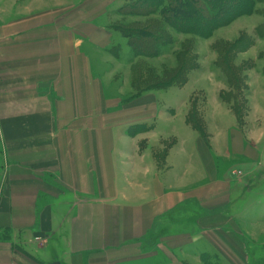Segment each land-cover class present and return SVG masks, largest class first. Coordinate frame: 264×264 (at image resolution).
I'll return each instance as SVG.
<instances>
[{
    "label": "crops",
    "instance_id": "obj_1",
    "mask_svg": "<svg viewBox=\"0 0 264 264\" xmlns=\"http://www.w3.org/2000/svg\"><path fill=\"white\" fill-rule=\"evenodd\" d=\"M132 1L0 0V264H248L261 143L115 86Z\"/></svg>",
    "mask_w": 264,
    "mask_h": 264
},
{
    "label": "rangeland",
    "instance_id": "obj_2",
    "mask_svg": "<svg viewBox=\"0 0 264 264\" xmlns=\"http://www.w3.org/2000/svg\"><path fill=\"white\" fill-rule=\"evenodd\" d=\"M258 1L253 13L226 22L208 36L180 33L168 27L166 31L174 41L158 57L133 59L127 38L116 31L112 52L115 86H126L128 95L174 86L167 92L166 101L172 106L175 100L184 101L183 106L187 102V118L193 127L206 132L220 118H228L234 123L231 127L238 126L260 142V151L264 153V0ZM228 5L226 2L224 11H235L236 6L231 9ZM131 10L127 8L125 16L115 13L111 23L127 30L155 24L154 16L130 15ZM158 94L163 96L165 92ZM175 94L180 97L175 98ZM262 172L259 170L254 177V197L264 189ZM238 174L242 175L241 171ZM262 214L254 209L244 216L248 223L263 222L260 227L239 224L256 242L250 244L246 237L248 264H264Z\"/></svg>",
    "mask_w": 264,
    "mask_h": 264
},
{
    "label": "trees",
    "instance_id": "obj_3",
    "mask_svg": "<svg viewBox=\"0 0 264 264\" xmlns=\"http://www.w3.org/2000/svg\"><path fill=\"white\" fill-rule=\"evenodd\" d=\"M212 1L135 0L122 6L116 13L125 16L128 14L125 10L129 8L132 9L131 13L129 12L130 15L154 16L155 24L150 28L138 30L120 29L114 25V30L127 38L130 47L129 53L133 59L140 56L158 57L163 53L164 48L173 44V37L166 31L168 27L180 33L189 32L208 36L217 28L224 26L226 22L228 23L243 14L253 13L259 3L258 0ZM226 2H229L228 6H231V9L236 6L235 11H224ZM113 49L114 47L110 51L113 52ZM173 79H175L173 82H176V77ZM196 129L199 130L198 127ZM0 239H3L2 234H0Z\"/></svg>",
    "mask_w": 264,
    "mask_h": 264
}]
</instances>
